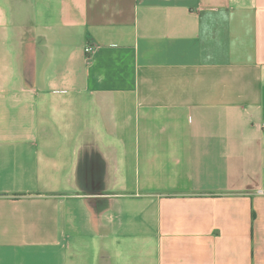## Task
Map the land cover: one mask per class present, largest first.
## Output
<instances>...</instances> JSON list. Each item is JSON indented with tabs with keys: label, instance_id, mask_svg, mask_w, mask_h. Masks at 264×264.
Segmentation results:
<instances>
[{
	"label": "crops",
	"instance_id": "crops-1",
	"mask_svg": "<svg viewBox=\"0 0 264 264\" xmlns=\"http://www.w3.org/2000/svg\"><path fill=\"white\" fill-rule=\"evenodd\" d=\"M0 264H264V0H0Z\"/></svg>",
	"mask_w": 264,
	"mask_h": 264
},
{
	"label": "built area",
	"instance_id": "built-area-1",
	"mask_svg": "<svg viewBox=\"0 0 264 264\" xmlns=\"http://www.w3.org/2000/svg\"><path fill=\"white\" fill-rule=\"evenodd\" d=\"M85 52L87 53V55H89L90 53L93 52V48L91 46H87L85 47Z\"/></svg>",
	"mask_w": 264,
	"mask_h": 264
}]
</instances>
